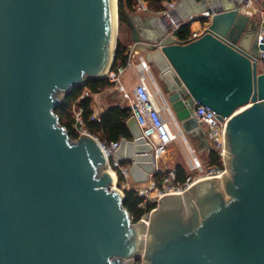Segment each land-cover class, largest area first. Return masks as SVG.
<instances>
[{"label":"water","instance_id":"95a60500","mask_svg":"<svg viewBox=\"0 0 264 264\" xmlns=\"http://www.w3.org/2000/svg\"><path fill=\"white\" fill-rule=\"evenodd\" d=\"M193 1L199 12L214 11L197 38L182 42L164 30L150 41L127 14L130 38L158 50L168 78L163 92L183 131L205 133L192 115L200 104L228 118L224 140L231 135L233 147L224 146L220 177L159 198L148 223L160 220L157 231L147 227L146 249L159 245L166 207L219 180L222 190L246 195L243 212L208 204V231L178 245L166 264H264V20L244 12L246 0ZM118 25V0H0V264H121L114 258L138 257L131 241L137 223L110 170L115 161L128 162L132 181L147 182L155 169L151 145L131 115L130 138L121 137L107 157L96 136L69 138L55 113L74 86L106 77ZM231 174L239 178L227 187ZM230 197L224 191L225 204Z\"/></svg>","mask_w":264,"mask_h":264},{"label":"built area","instance_id":"2783aa9c","mask_svg":"<svg viewBox=\"0 0 264 264\" xmlns=\"http://www.w3.org/2000/svg\"><path fill=\"white\" fill-rule=\"evenodd\" d=\"M254 4L255 0H246L243 10L247 15L252 16L257 13L253 11ZM136 10L140 12H149L147 3L144 0L138 1ZM213 13L214 11L212 9L204 11L201 14V18H204L208 22ZM157 17L162 20L167 34L174 37V32L179 28L181 23L184 22V20L180 18L176 4L172 1L168 2L167 8L159 12ZM199 35L200 33L197 31L191 32L190 41L197 38ZM263 38L264 27H261L258 35V42H262ZM135 45L136 43L134 42L129 44L128 51L126 52V63L111 67L106 72V78L109 82L116 85L117 91L120 93L121 100L117 102V106L130 110L131 115L134 116L140 128L141 137L152 147L150 154L154 159L155 169L149 174V185L142 188H134L138 195L142 196L140 205L143 206L147 202L155 201L157 203L159 198L163 195L182 193L195 182L203 178L219 177L223 173V170L211 166L204 171L199 157L194 152V149L191 147L181 127L180 121L175 116L171 105L155 80L148 62L142 56L136 58L137 51H135ZM260 56L264 59V50L261 52ZM129 68H135L136 70V83L128 92L121 80V76ZM88 96H91V93L85 88L78 101ZM81 114V108L74 110L76 128L80 134H90L83 127ZM192 115L206 130L211 150L217 151L223 159L225 146L224 133L228 118H219L214 111L200 104L193 107ZM90 119L99 121L100 117L93 113ZM176 141H182L189 152L188 170L190 173L182 183L176 181L175 166L163 169L158 164L169 145ZM99 142L107 157H112L113 150L119 146V141H111L108 143L99 140ZM111 166L116 168L114 171L115 173H122L125 176L128 175V169L123 168V166L116 161ZM159 170H164L165 174L161 179L160 185H157L153 179V175ZM196 172H199V174H196ZM148 215L149 213L144 215L141 219L147 218Z\"/></svg>","mask_w":264,"mask_h":264},{"label":"trees","instance_id":"16d2710c","mask_svg":"<svg viewBox=\"0 0 264 264\" xmlns=\"http://www.w3.org/2000/svg\"><path fill=\"white\" fill-rule=\"evenodd\" d=\"M139 0H118V19L119 26H125L128 33L125 34V38L122 40L119 38L116 44L114 62L111 67H116L120 64H125L127 60L128 46L132 43L130 40L131 29L127 23V14L136 12V5ZM147 3L148 9L154 12H160L165 9L164 3L171 0H144ZM191 20H186L179 28L174 32L175 37L182 42L190 41ZM113 85L108 81L106 77L96 80H89L83 86H74L69 92L66 93L63 101L55 107V113L59 117L60 124L65 127L66 132L72 140H76L80 133L76 128L74 119V110L82 109V121L83 127L92 135L96 136L101 141L111 142L119 141L121 137L130 138L129 128L127 126V120L131 116V112L128 108H120L119 106H110L103 113L99 121L91 120L93 109L91 108V96L82 98L78 101L82 91L86 88L90 93H99L107 87ZM75 104V105H74ZM207 166L218 167L222 166V158L217 151H210L207 154ZM176 169V181L179 183L184 182L189 170L182 163L175 165ZM164 170H159L154 173L153 179L157 185H160L163 178ZM119 184L123 181V177H118ZM124 207L129 211L133 221L141 219L144 215L148 214L157 203L147 202L143 206L140 205L142 196H139L134 188L124 189ZM135 264H140V261H136Z\"/></svg>","mask_w":264,"mask_h":264},{"label":"flooded vegetation","instance_id":"af4514ba","mask_svg":"<svg viewBox=\"0 0 264 264\" xmlns=\"http://www.w3.org/2000/svg\"><path fill=\"white\" fill-rule=\"evenodd\" d=\"M201 135L200 137L203 140L206 136V133ZM225 144L226 148L228 147L229 150L232 149L233 138L231 137V135H226ZM206 145L207 152L215 151L211 150L210 143L208 141ZM226 153L229 154V151L226 150ZM231 175L232 180L229 181V179H226L225 181H223L224 184L227 185V187L231 185L233 180L238 181L239 175L235 177L234 174ZM223 188L224 190H222V188L220 187L219 180H215L214 182H212L210 184V188L206 189L205 191L201 190L202 188L195 186L189 193L190 195L188 193L185 194V201L182 200V202H175L170 207H166V216L164 220H162L164 221V225H166L165 227H163L165 229V232H162L161 235H159L161 240L158 247L153 250V253H148L146 249V242H143L144 239L142 235L140 236V233L144 232L145 230L147 231V227H149V231H157L156 228L160 219L155 218L150 223L145 220L143 223H139L140 219L137 221H133L134 223H137V231L135 233V237L131 238V241L134 242L135 255L138 256L133 264H135L136 261L141 260H146V264H166L169 261L170 257L175 254V248L178 245L185 247L187 244L196 242V240L198 239V234L208 231L211 218L214 215V213H211V211L209 210L210 207H206L208 206V204H210L209 206H212V203H215L217 204L219 210L220 208L227 209L226 211L229 214H233L236 216L241 214L243 212V209L245 208L246 195L242 192L234 193V191H232L230 187L228 189L225 187ZM224 191L228 194H231L230 199L227 200V204H225L224 202ZM239 193L243 194V196L237 195ZM151 211L149 212V215ZM149 215L147 216L148 221Z\"/></svg>","mask_w":264,"mask_h":264},{"label":"crops","instance_id":"0c3cea01","mask_svg":"<svg viewBox=\"0 0 264 264\" xmlns=\"http://www.w3.org/2000/svg\"><path fill=\"white\" fill-rule=\"evenodd\" d=\"M171 1L176 4L178 13L182 20L184 21L191 20V25H190L191 32L197 31L201 33L204 30V28L207 25V20L201 18V14L202 12H204V11L199 12L201 7H198L193 0H171ZM210 1L211 3L216 2L222 4H232L237 0H210ZM164 6L165 8H167L168 2L164 3ZM253 11L257 12L256 15L260 18V20H264V0H255ZM158 13L159 12H154V11H149V12L136 11L134 13H131L141 33L145 34L150 41L155 40L165 30L162 20H160L157 17ZM242 44L248 47L249 42L248 40H243ZM135 51H137L136 58L142 56L148 62L151 72L163 92V89L166 86V82L168 78L162 75L160 71V65H159L160 62L157 59L158 50L152 49L150 43L144 41L141 43H137L135 45ZM261 67L262 68L259 70V72H264V64H262ZM128 71L131 72L127 74ZM121 80L123 81L124 85L132 89L136 83L135 68L127 69V71L121 76ZM163 93L167 98V94L165 92ZM91 98L92 100L90 106L93 109V113L98 115L100 118L103 115V113L106 111V109H108L110 106H116L117 102L121 100L120 93L117 91V89L108 88V87L104 91H101L99 93H92ZM200 135L191 134L189 135V138L197 148L199 149L201 148L207 151L206 143L207 141L209 142L207 138V134L203 140L200 137ZM177 142L178 141L174 143ZM169 161L172 163V165H169ZM164 162L168 163V166L173 167L176 165V162L175 163L173 162L172 157L170 159H166V160L164 159ZM185 163H186L185 167L188 169L187 159Z\"/></svg>","mask_w":264,"mask_h":264},{"label":"rangeland","instance_id":"374dc122","mask_svg":"<svg viewBox=\"0 0 264 264\" xmlns=\"http://www.w3.org/2000/svg\"><path fill=\"white\" fill-rule=\"evenodd\" d=\"M150 11V10H149ZM126 33H128V30H127V28L125 27V26H119L118 25V32H117V40L119 39V38H121L122 40L125 38V34ZM130 40H131V38H130ZM107 72V71H106ZM131 71H128L127 72V74L128 73H130ZM113 85H111V86H109L108 88H116V85L114 84V83H112ZM125 87H126V90L129 92L131 89L130 88H128L126 85H125ZM117 89V88H116ZM105 90V89H104ZM103 90V91H104ZM60 101V100H59ZM59 101H57V102H59ZM186 137H187V139H188V141H189V143H190V145H191V147L194 149V152L197 154V156L199 157V159H200V161H201V163H202V166H203V168H204V171H206L207 169H208V166H207V154H208V152L206 151V150H203V149H199V148H197L196 146H195V144H193V142L191 141V139L189 138V134H187L186 133ZM172 157V160H173V162L175 163L176 162V164L177 163H182V164H184V165H186V159L188 160V158H189V152H188V150H187V148L185 147V145H184V143L182 142V141H178L177 143H174V144H172V145H170L169 147H168V149L166 150V152L164 153V155L162 156V158L159 160V162H158V164H159V166H161L163 169H165V168H169V167H172V166H168V163H165L164 162V159L166 160V159H170L171 157ZM164 157V158H163ZM169 165H172V163L169 161ZM121 166H123V168H127L128 170H129V167H130V163H128V162H126V163H124V164H121ZM168 166V167H167ZM222 166H223V168H222V170H223V172L224 171H226V164H225V161H224V159H222ZM188 170V169H187ZM128 173V172H127ZM195 173V172H194ZM196 174H199V172H196ZM122 176L123 177V181L119 184V185H117V189L119 190V191H124V188H127V189H129V188H142V187H146V186H148L149 185V182L147 181V182H145V183H143L142 185H139V184H135L133 181H132V179L130 178V176H129V173H128V175L127 176H125V175H123L122 173H120V174H118V177L119 176ZM222 175V174H221ZM220 175V176H221ZM219 176V177H220ZM145 221H147L148 222V219L147 218H143ZM142 235V237H143V242L145 241H147V232H146V230L144 231V232H141L140 233V236ZM114 259H117V261L119 262V263H121V264H133V262H134V260H133V256L132 255H130L128 258H125V257H121V258H119V257H115ZM147 263V261L146 260H141L140 261V264H146Z\"/></svg>","mask_w":264,"mask_h":264},{"label":"bare ground","instance_id":"6f19581e","mask_svg":"<svg viewBox=\"0 0 264 264\" xmlns=\"http://www.w3.org/2000/svg\"><path fill=\"white\" fill-rule=\"evenodd\" d=\"M110 173L112 174V176L114 177V180L116 179V173L114 172V171H112V170H110Z\"/></svg>","mask_w":264,"mask_h":264}]
</instances>
